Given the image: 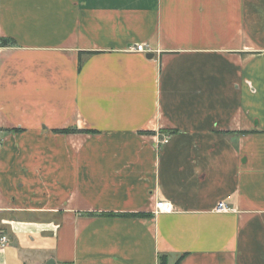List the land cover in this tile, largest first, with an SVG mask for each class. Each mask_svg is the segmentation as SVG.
Returning <instances> with one entry per match:
<instances>
[{"label": "crops", "instance_id": "crops-1", "mask_svg": "<svg viewBox=\"0 0 264 264\" xmlns=\"http://www.w3.org/2000/svg\"><path fill=\"white\" fill-rule=\"evenodd\" d=\"M0 37V264H264V0H0Z\"/></svg>", "mask_w": 264, "mask_h": 264}, {"label": "trees", "instance_id": "trees-1", "mask_svg": "<svg viewBox=\"0 0 264 264\" xmlns=\"http://www.w3.org/2000/svg\"><path fill=\"white\" fill-rule=\"evenodd\" d=\"M16 42L11 39V38H7V37H0V46H13L15 45ZM92 53H95V52H79L78 53V69H80L81 67V63H82V59H81V56L83 54H92ZM77 131V129H63V130H60V132H65V133H68V132H75ZM87 131V130H86ZM175 130H171L170 133H174ZM136 216H145L147 214H142V213H136L135 214ZM184 254H181L174 262V264H177L181 258L183 257ZM159 264H167V256L166 255H161L159 257Z\"/></svg>", "mask_w": 264, "mask_h": 264}, {"label": "built area", "instance_id": "built-area-1", "mask_svg": "<svg viewBox=\"0 0 264 264\" xmlns=\"http://www.w3.org/2000/svg\"><path fill=\"white\" fill-rule=\"evenodd\" d=\"M134 50L136 51H142L143 50V45L142 44H137L134 47ZM166 139V138H164ZM231 209L224 201L218 202L216 206V210L218 211H227ZM172 210V206L169 203H166L164 201H159L156 203V210L155 212H170ZM7 236L4 234H0V247H3L7 243Z\"/></svg>", "mask_w": 264, "mask_h": 264}]
</instances>
